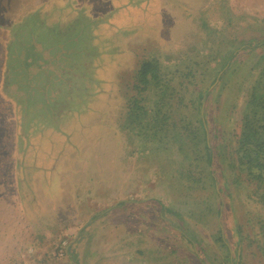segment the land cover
Here are the masks:
<instances>
[{"label":"rangeland","instance_id":"rangeland-1","mask_svg":"<svg viewBox=\"0 0 264 264\" xmlns=\"http://www.w3.org/2000/svg\"><path fill=\"white\" fill-rule=\"evenodd\" d=\"M34 1L0 0V264H264V205L233 165L264 85V0H56L59 16L21 17ZM148 58L211 88L212 176L125 127Z\"/></svg>","mask_w":264,"mask_h":264},{"label":"trees","instance_id":"trees-1","mask_svg":"<svg viewBox=\"0 0 264 264\" xmlns=\"http://www.w3.org/2000/svg\"><path fill=\"white\" fill-rule=\"evenodd\" d=\"M1 1H3L2 5L12 3V0ZM30 4L27 10L20 11L23 14L21 17L38 9L36 1ZM3 25L0 23L1 34L4 30ZM6 43L7 40H4L3 45H0V58L3 62L6 58ZM248 47L250 45L243 46L242 49ZM187 70L180 67L168 70L160 59H144L137 71L135 83L124 88L128 92L129 90L133 92L128 97L125 127L131 130L141 129L151 141L163 143L170 139L178 146L180 153L191 159L190 167L194 166V172L203 175L209 171L212 176L214 147L205 112L211 88L201 93L196 87L199 85L196 82L199 79V69L195 66ZM259 84L262 89L260 90L259 85L255 86L246 105L238 149H236L238 157L233 165H235L234 169L240 167L249 184L257 186L255 194L264 205V85ZM188 108L194 110L197 115H185L184 112ZM193 174L191 169L188 175L192 177ZM197 180L199 182L200 179ZM213 180L217 185L214 176ZM124 205L125 203H120L106 210L105 214ZM236 264L245 263L238 260Z\"/></svg>","mask_w":264,"mask_h":264},{"label":"crops","instance_id":"crops-1","mask_svg":"<svg viewBox=\"0 0 264 264\" xmlns=\"http://www.w3.org/2000/svg\"><path fill=\"white\" fill-rule=\"evenodd\" d=\"M71 0H69L70 2ZM57 1L56 0H44V1H40V5H37L36 8H46L43 10V13H46V12H53L54 15H56L58 13V15L56 16H59L61 15L62 13L57 9L58 5L56 3ZM54 9H57L56 12ZM42 14V13H41ZM7 31V29H5ZM89 40L92 41L93 39L89 36ZM97 54V53H96ZM29 167L27 169H25L26 171H28ZM26 173V172H25Z\"/></svg>","mask_w":264,"mask_h":264},{"label":"built area","instance_id":"built-area-1","mask_svg":"<svg viewBox=\"0 0 264 264\" xmlns=\"http://www.w3.org/2000/svg\"><path fill=\"white\" fill-rule=\"evenodd\" d=\"M65 245H66V243L64 244L63 249L65 248ZM62 255H63V251H61V252L59 253V256H62Z\"/></svg>","mask_w":264,"mask_h":264}]
</instances>
